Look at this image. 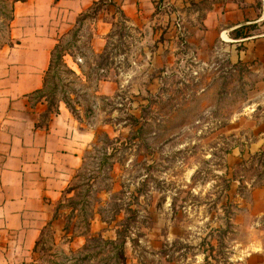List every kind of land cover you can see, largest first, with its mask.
<instances>
[{"label":"rangeland","instance_id":"rangeland-1","mask_svg":"<svg viewBox=\"0 0 264 264\" xmlns=\"http://www.w3.org/2000/svg\"><path fill=\"white\" fill-rule=\"evenodd\" d=\"M177 1L154 0L135 27L104 0L60 38L53 114L64 106L93 141L36 264H264V68L220 28L203 32L215 3L264 0ZM10 15L0 0V49ZM125 226V254L97 239Z\"/></svg>","mask_w":264,"mask_h":264},{"label":"crops","instance_id":"crops-1","mask_svg":"<svg viewBox=\"0 0 264 264\" xmlns=\"http://www.w3.org/2000/svg\"><path fill=\"white\" fill-rule=\"evenodd\" d=\"M98 1L15 3L12 43L0 49V264H36L35 250L53 207L93 141V134L78 128L62 105L42 123L47 106L32 102L29 95L43 87L60 38ZM114 1L130 26L154 16V0ZM244 25L255 27L245 29L246 37H230L231 30ZM204 26L207 34L220 28L232 45H243L237 59L264 68V2L261 8L241 7L235 1L215 3L207 10Z\"/></svg>","mask_w":264,"mask_h":264},{"label":"trees","instance_id":"trees-1","mask_svg":"<svg viewBox=\"0 0 264 264\" xmlns=\"http://www.w3.org/2000/svg\"><path fill=\"white\" fill-rule=\"evenodd\" d=\"M1 1H3L4 3H8L10 5L11 15H10L9 21H10V25L12 26V21L14 19L15 3L17 1H25V0H1ZM103 2H104V0H100L98 2H95L88 9V11L92 10L94 12V14H97V11L101 8ZM251 27L253 28V27H255V25H247V26L244 25V26L237 27V28L230 31V33H229L230 37L233 39H240V38L246 37V36H248V32L245 29L246 28L250 29ZM10 43H12V38H11ZM63 53H64V47L61 44V42H58L52 51L51 62H50V66L46 72L43 87L39 90L34 91L32 94L29 95L30 98L37 95L39 99L45 98L46 100H48L49 106L47 107L46 115H49V116L53 113V109H52L53 107L52 106L55 103V97L56 96H55V92H54L53 88L48 89V83H49L48 75L54 67L58 66L60 63L63 62V57H64ZM56 112H58L57 109H56ZM109 155H111V154H109ZM89 225H90V222H89ZM128 229L129 228L127 226H125V228L123 230H121V231L118 230L117 231L118 238H116V239L103 240L102 237H99L97 239H101V241L103 242L104 245H109L111 248H115V250L119 251L121 254H125ZM85 246H87V245H85ZM114 264H121V263H120V261H116Z\"/></svg>","mask_w":264,"mask_h":264}]
</instances>
